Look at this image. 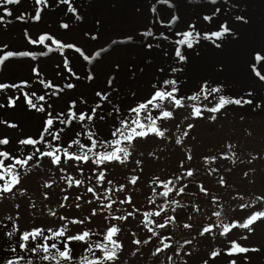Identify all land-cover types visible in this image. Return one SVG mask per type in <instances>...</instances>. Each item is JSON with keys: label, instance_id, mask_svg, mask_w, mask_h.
<instances>
[{"label": "bare ground", "instance_id": "1", "mask_svg": "<svg viewBox=\"0 0 264 264\" xmlns=\"http://www.w3.org/2000/svg\"><path fill=\"white\" fill-rule=\"evenodd\" d=\"M37 11L41 16L38 21L34 19ZM0 17H3L0 20V57L8 52H30L35 57L16 55L0 64V84L7 85L0 89V139L9 141L6 145L0 144V153H8V157H0L5 165L0 168V173H5V180L9 178L5 172L7 166L31 155L37 148L45 152L50 150L51 144L63 149L71 140L79 139L88 150L91 148L88 132L93 134V139L114 141L118 137L112 132L122 126L121 121L135 118L131 109L149 100L156 91L172 90L173 86L165 81H176L178 99H183L184 91H187L189 96L206 94L217 101L220 97L232 101L240 99V105L228 104L234 108L245 107L249 103L244 101L250 100L255 110L264 111V59H256L257 56L264 57V0H215V3L212 0H168L167 3L164 0H70L69 3L47 0L46 4L20 0L14 4L0 3ZM225 23L230 31L221 37L212 36L213 32L222 31ZM62 24L69 27L65 29ZM149 31L151 36L144 35ZM188 32L194 37L191 47L179 44ZM40 35L52 39L43 44L30 43V40H38ZM53 39L75 47L64 48L61 52ZM177 49L185 60L176 56ZM97 52L100 53L98 57L95 56ZM85 56L89 59H84ZM33 69H37L39 75ZM25 81L27 84L23 87H12ZM67 84L74 87L68 88ZM213 88L219 92H212ZM98 92L101 96L96 95ZM25 93L37 104L36 109L26 103ZM103 95L108 99H103ZM39 96L45 99L38 101L36 97ZM11 100H15V106L10 105ZM159 103L160 108L150 105L147 113H140L142 122L147 123L146 115L156 118L166 110L163 102ZM41 107L44 111L38 110ZM94 107L96 113L90 121L60 122L61 119L70 120L71 112L92 115ZM61 113L63 115L57 118ZM50 117L54 120L52 131L59 132L57 140L44 133L45 122ZM13 124L16 127L9 126ZM41 134L45 142L35 146L19 142L39 140ZM69 151L80 154L75 146ZM93 151L104 149L97 146ZM40 157L37 153L28 165L17 166V170L21 176L31 169L24 181L39 183L43 189H48L46 185L51 182H46L42 175L44 170L51 171L52 166L48 161L38 166L35 161ZM53 173L59 179L55 182L65 183L60 170ZM5 180H0V185ZM24 233L10 215L2 214L0 264L8 261L13 264H57L41 258L56 255V250L46 254L31 249L44 242L49 245L56 242L59 247L67 234L52 239L53 231L45 229L42 237L22 242ZM91 239L106 242L105 237L98 235ZM21 243H26L27 248H22ZM67 243L72 249L73 260L60 261V264H80L85 255L89 260L96 254L102 256L99 249L95 250L94 256L88 254V246H83V242Z\"/></svg>", "mask_w": 264, "mask_h": 264}, {"label": "rangeland", "instance_id": "2", "mask_svg": "<svg viewBox=\"0 0 264 264\" xmlns=\"http://www.w3.org/2000/svg\"><path fill=\"white\" fill-rule=\"evenodd\" d=\"M192 95L184 91L181 107L162 101L165 109L172 112L171 117L161 116L157 122L164 137L149 134L136 138L124 163L105 162L95 168L91 159L84 163L63 157L56 165L50 157L38 158V166L46 161L52 166L42 175L51 182L50 186L43 189L39 183H26L23 178L31 174V169L26 170L12 191L0 193V218L2 214L10 215L23 232H56L66 225L67 235L89 231L103 238L108 227L115 225L119 232L113 239L122 246L114 261L103 264H264V219L255 222L252 231L237 227L222 235L219 226L220 221L242 223L252 213L264 211V111L246 104L236 108L225 105L211 112L208 109L217 106V100L206 94L192 100ZM196 107L201 108L202 116L193 115ZM189 124L193 127L188 128ZM56 170H60L65 183L55 182ZM188 171L193 175L187 176ZM100 172L105 179L97 182ZM168 174L177 178L168 185L174 191L163 197L162 182L170 180L165 177ZM69 177L73 180L71 187ZM75 180L82 183L77 186ZM90 187L94 192L87 191ZM181 187L184 191L177 194L175 189ZM128 197L130 203H121ZM242 200L249 203L248 207H240ZM108 204L111 208L103 207ZM161 208L164 211L156 216ZM215 212L221 216L217 218ZM146 213L153 215L146 217ZM121 216L127 219H114ZM169 217L173 219L169 221ZM73 220L84 223H72ZM166 221L165 228L157 227ZM206 227L212 231L201 235ZM135 240L141 243L135 244ZM145 240L148 243H143ZM233 241L256 251L230 255ZM164 244L170 247L164 248ZM157 248L161 251L157 252ZM213 252L218 255L213 256ZM98 257L96 254L92 259Z\"/></svg>", "mask_w": 264, "mask_h": 264}, {"label": "snow or ice", "instance_id": "3", "mask_svg": "<svg viewBox=\"0 0 264 264\" xmlns=\"http://www.w3.org/2000/svg\"><path fill=\"white\" fill-rule=\"evenodd\" d=\"M20 0H0V3H7V4H14V3H19ZM37 3H47V0H36ZM61 3H69L70 0H60ZM165 3L168 2V0H164ZM213 3H215V0H212ZM155 10V9H153ZM70 11H75V9H70ZM9 15L11 14L10 12L8 13ZM22 18V17H21ZM41 16H40V12L37 11L36 16L34 17L35 20H40ZM3 17H0V20H2ZM205 19L210 20L211 17H205ZM62 27L67 29L69 27L68 24H62ZM230 31L229 27L227 26V24L225 23L224 25H222V31H217V32H213L212 36L214 37H221L223 36L225 33H228ZM144 35H148L151 36L152 33L146 32L144 33ZM197 36H199V33L196 34ZM47 39H52L49 36H45V35H40L38 40H30V43L32 44H37V43H41L43 44L45 40ZM131 39V38H129ZM194 39L193 37V33L192 32H188L184 34V39L179 41V44L184 45L187 44L189 47L192 46V40ZM53 43H55L57 45V47L59 48V50L61 52H63L64 48H74V45L71 44H61L59 41H56L53 39ZM149 47H151V45H149ZM52 49H49V51H51ZM77 51H79V49H76ZM33 56L34 55L30 52H20V53H13V52H8L6 56L0 57V64H3V62L13 56ZM100 55L99 52H97L95 54L96 57H98ZM176 56L179 58V60L183 61L185 60V56L182 54V52L177 49L176 51ZM84 59H89L88 56H85ZM93 59H95V57H93ZM257 60H261L264 59V57H260L257 56L256 57ZM117 68H119V65H116ZM34 72H36L37 75H39L38 70L37 69H33ZM175 71V70H173ZM92 77L89 76V79H91ZM264 78V77H262ZM41 83H43V81H41ZM109 84L112 83V80L109 79L108 81ZM27 84V82H22L20 85H12V87H23ZM165 84H171L172 90L171 91H156L152 97L147 100L144 103H140L138 105L137 108H133L131 109L132 113H135V118L131 119L129 121H121V127L116 128L113 130L112 135L114 137H118L117 139H115L114 141H99L96 139H93V134L91 132L87 133V138L91 141V148H89L88 150H85V145H82L79 141V139H74L71 140L68 144V147L66 148H59V147H55L51 144H49V149L48 151L42 152L40 151V149H35V151L31 154L28 155L25 158L22 159H16L14 164H10L7 166V168L5 169V172L8 175V179L5 180V173H0V180H5L3 185H0V193L3 192H10L12 191L13 187L19 183V177H20V173L17 170V166H26L29 164V161L33 160V157L39 153L41 156H47L51 158V162L53 164L59 165L61 163V152L63 153V157L65 160H75V161H81L84 163H87L90 159L93 161L94 164L96 165H102L105 162H111V161H118L120 163H124L127 158L130 155L129 152V148L132 144V142L138 138V137H146L149 134H155L157 136L160 137H164L165 132L162 131L158 126H157V122L156 119L153 118L150 114L146 115L145 119L147 121V123L142 122L140 119V113L141 112H145L147 113L149 111V106L152 105L156 108H160L161 104L159 103V101H165L168 100L170 102L173 103L174 106L176 107H181L182 105V99H178L175 95V93L178 91V89L175 87L176 81L175 80H170V81H165ZM51 85H45V87H50ZM68 88H72L74 87V85L72 84H67L66 85ZM7 87V85L4 84H0V89H3ZM212 92H219V89L217 88H213L211 89ZM55 94V92L53 93ZM34 95V94H33ZM97 96H101V93H96ZM25 97H26V103L33 109L37 108V104L33 102V99L31 97H29L28 93H25ZM103 99L107 100L108 96L107 95H103L102 97ZM199 98V94L192 96L190 99L192 100H196ZM36 99L38 101H43L45 99L44 96H39L36 97ZM230 103H235L237 105H240L242 103V101L240 99H236L234 101L226 99L224 97H220L217 106L208 109L211 112H218L220 111L225 105H228ZM244 103H252V101L248 100V101H244ZM10 105L11 106H15V100H11L10 101ZM96 107H99V105H97ZM96 107H94L92 109V115H88L87 113H81L79 115L76 114V112H71L70 116L71 119L70 120H63L61 119L60 122L61 123H71V120H77V121H85V120H92L93 116L96 113ZM39 111H44L43 107L38 109ZM63 114H59L57 118H59L60 116H62ZM193 115L196 117H200L202 116V110L199 107L194 108L193 111ZM172 116V112L171 111H163L162 113V118H169ZM101 119H103V116L100 117ZM212 119H215V117L213 116ZM53 123L54 120L53 118H48L45 122V127H44V133H46L48 136L52 137L53 140H57L59 139V132L58 131H52L53 128ZM11 127H16V125H9ZM193 125L189 124L188 128H192ZM79 136V133L77 134ZM185 135H187V133H185ZM21 144H27V145H37L40 144L42 142H45V137L43 134H41L40 139H26V140H21L19 141ZM181 141L177 140V143H180ZM9 141L8 139H0V144H8ZM123 145V146H121ZM73 146H75L77 149H79L80 154H77V152L75 151H69V149L73 148ZM97 146H99L100 148H103L104 151H93V149H96ZM111 149V150H109ZM91 152V155H89V153ZM0 157H8V153H0ZM191 157H189L190 159ZM0 168H5L4 162L3 160H0ZM61 171H63V169H61ZM193 173L191 171L187 172V176H192ZM105 179V175L103 172H100L97 176V182L103 181ZM180 179V178H178ZM68 185L71 187L73 184V180L69 177L67 180ZM82 183V181L80 180H75V184L77 186H79ZM109 184H111V181H108ZM132 183H135V179L132 181ZM173 182L171 180L167 181L166 183L162 182L163 187L165 189V191H163L162 193H160L161 196L163 197H168L169 194L171 192L174 191V188L169 187L168 185L172 184ZM223 183V181H222ZM46 186H50V185H46ZM124 186H121V190L123 189ZM88 192H94L93 188H88L87 189ZM108 191H111V189H108ZM175 191L177 192V194H180L184 191V188L181 187L179 189H175ZM65 199H67V197H65ZM261 199H264V197H262ZM131 198L128 197L126 201H121V203H125L128 202L130 203ZM114 203V201H113ZM173 203H176V201H173ZM63 206V205H62ZM77 207H79V205H76ZM103 207H107V208H111V204L108 205H104ZM241 208H246L248 207V205H244L242 204L240 206ZM164 211L163 208H161L160 211L156 212L155 215L159 216L161 215V213ZM96 214V210H93V215ZM54 215V213H53ZM129 215H131V213H129ZM146 217L152 216L153 213H146L145 214ZM214 215L219 218L221 216L220 212H215ZM66 219L65 217H61V220ZM114 219H119V220H125L127 219L126 216H121V217H115ZM173 218L169 217V221H171ZM260 219H264V211H257L252 213L249 217L246 218V220L244 222H232L230 224H225L223 223V221H220L219 226L222 227L223 232L221 233L222 235H226L228 234L233 228H243V229H247L248 231H252V225L257 222ZM72 223H77V224H83L84 220H73ZM148 223H154V221L149 220ZM168 221H166L165 223H161L158 224L157 227L159 228H165L167 226ZM184 227H191V225L185 224ZM43 229H38L35 232H25L22 237L21 240L22 242H28L30 239L35 240L37 237H42L44 234ZM49 231H51L49 229ZM149 231L153 232V234L155 235V231L154 229H149ZM212 229L211 227H206L203 229V231L201 232V235H203L204 233H209L211 232ZM119 232V228L116 227L115 225L108 227L106 234H105V243H101V242H95L91 239V237L94 235V233H91L89 231H83L81 234L79 235H67V226L65 225L60 231H56L52 233V239H58L60 237H65L66 236V240L65 242L60 245L58 247V244L56 242L51 243V245H49L47 242H44L43 244H38L36 247L32 248L31 251L36 252V251H42L43 253L49 254L50 250L54 249L56 250V255H44L41 258L43 260H53L56 261L57 264H60V261H64V262H71L73 260V255H72V249L68 246L67 241H79V242H84L86 245H88L87 247V253L90 255H95V250L99 249L102 252V256L98 257L96 260H89L88 256L85 255L81 258L80 260V264H103V262L106 261H114L117 258V250L121 248V244H119L115 239H113V237ZM9 235H11V233H9ZM150 239V238H149ZM167 239V238H165ZM135 244H140L141 241L140 240H135L134 241ZM143 243H148V240L143 241ZM187 243H190V241H188ZM22 248H27V244L26 243H21L20 245ZM61 247L63 248V250H61ZM170 247L169 244H164V248H168ZM157 252L161 251V249L157 248L156 250ZM248 251H256V249H249L246 247H242L240 244H238L237 242L233 241L232 242V247L229 251V254H233V253H247ZM213 256L218 255V253L213 252L212 253ZM59 257V260H58ZM22 259V258H21ZM7 264H13L12 261H8ZM231 264H235V262H231Z\"/></svg>", "mask_w": 264, "mask_h": 264}]
</instances>
